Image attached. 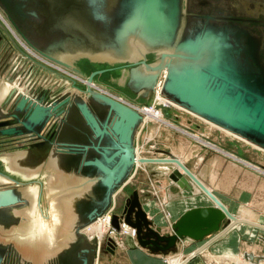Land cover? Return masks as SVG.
I'll use <instances>...</instances> for the list:
<instances>
[{
    "label": "water",
    "instance_id": "obj_1",
    "mask_svg": "<svg viewBox=\"0 0 264 264\" xmlns=\"http://www.w3.org/2000/svg\"><path fill=\"white\" fill-rule=\"evenodd\" d=\"M0 11L42 58L83 76L81 60L119 65L112 80L148 104L161 81L169 101L264 149V0H0ZM2 32L23 54L0 22V264H96L98 239L84 231L131 177L144 115L35 58L52 76L19 82ZM203 190L215 206L190 208L166 234L136 195L121 219L142 247L174 253L229 214Z\"/></svg>",
    "mask_w": 264,
    "mask_h": 264
},
{
    "label": "crops",
    "instance_id": "obj_2",
    "mask_svg": "<svg viewBox=\"0 0 264 264\" xmlns=\"http://www.w3.org/2000/svg\"><path fill=\"white\" fill-rule=\"evenodd\" d=\"M15 42L21 47L17 40H15ZM21 48L22 50L24 49L23 47ZM27 53L29 54V52ZM29 55L31 56V58H34L31 54ZM31 58H28L26 56L24 58L19 54H17V56L15 57L14 62L22 63L18 64L20 65L21 69L19 71L20 76H16L19 82L24 81L25 79L27 80V82H29L30 85L35 86L38 84H42V82H45V80L50 79L45 75L40 66L33 64V62L30 60ZM9 73L8 75H10ZM203 123L205 122L203 121ZM141 135H143L142 132ZM186 135L188 136L189 134L186 133ZM145 137H147V135H145ZM147 139L148 137L145 140ZM208 146L209 145H205L203 147L212 148V146ZM252 149L257 150L258 148L256 149V147L254 148L253 146ZM217 151L219 153H224L223 151ZM260 152L264 155V151ZM170 153L176 156L179 155L182 159L184 158L185 166L194 176L197 177L198 180L201 181V183L208 190H210L220 201H222V203L225 205V207L233 217H236L238 219H247L264 227L263 172L233 163L231 162V160L229 161L227 158L220 154L213 156L211 155L210 157H208V152L206 155H202V152H200L199 150H193L194 156L192 158L199 159V165H196L195 167H197V169L199 170L205 167V169L207 170H205L204 173L198 175L195 173V171L191 170L186 157L173 151ZM154 154H156V152H154ZM158 154L160 153L157 152L156 156H158ZM144 156L148 157L147 155L142 154L143 158ZM156 156H154V158ZM161 157L165 156L163 155ZM232 159L234 158L232 157ZM199 166L201 167L199 168ZM138 168L141 170L142 168L151 170L150 173H152L160 181L161 179H164V182L161 184L162 187H160L163 189V194L160 198L161 201L159 200V202L157 200H150V198L147 197L142 201V207L143 210L146 211L147 216L153 221L154 224L161 227L162 229L165 228L171 232V225L190 208L213 206L212 200L207 197V195L199 188V186V190L197 188L195 189L197 185L194 182H188L190 185V189L186 190L184 188H180L178 184L168 179L169 174L175 168L174 165L167 163L146 164V166H139ZM138 168L135 170V172L138 170ZM182 173L185 175V178H187L188 181V176L184 172ZM211 177L213 179H211ZM206 197L210 200H208ZM244 210H247L248 215H246ZM229 226L230 220L229 217L226 216L225 219L220 221L218 230L219 232L224 230L223 233L215 240H213L212 243L210 242L211 244L207 248L202 250V252L197 255L190 256V253L201 248L205 243L208 242L210 238H212V236L217 234L218 231L201 240H195L186 237L181 241V245L178 244V251L176 253H170L168 255L152 253L147 248L142 247L139 243L137 245L136 242L138 241L135 242L132 237H130V235H127L124 238L125 245H123L122 248L116 247L113 252H110V257L107 259V262L105 264H166L165 260L170 255H182L185 258L184 264H206L203 259V257H206V252L215 255L225 254L236 256L240 252V254L243 255L245 251H250L253 253H262L264 256L263 228H258L246 223H237L232 227ZM161 232L164 233L163 230ZM241 246H243L245 249L241 250ZM118 256L119 258H117Z\"/></svg>",
    "mask_w": 264,
    "mask_h": 264
},
{
    "label": "rangeland",
    "instance_id": "obj_3",
    "mask_svg": "<svg viewBox=\"0 0 264 264\" xmlns=\"http://www.w3.org/2000/svg\"><path fill=\"white\" fill-rule=\"evenodd\" d=\"M23 57L25 58V56ZM81 64L83 67L88 66L84 60H81ZM111 67H117V68L110 69ZM119 68H120L119 65L109 66L106 64L95 63V65H90V69L87 68L85 72L88 75V72H91L92 70L106 69L105 72L96 74L93 79L94 81H96V85L99 88H103L108 93H111L118 97H122L125 101H127L128 103L134 106L140 107L142 106V104L145 105L146 104L145 102L147 101L143 100L142 98L134 99L135 94H133L127 87L120 86L116 84L115 81L112 80V78H116L119 76L120 74ZM44 73L46 76H52L49 74V72H44ZM77 84L78 86L83 87L82 86L83 83H80V81L78 80H77ZM157 109L162 110V113H163L162 117L164 118L165 121L168 122V125H166L165 123L164 124H161L160 122L152 123L151 121H149V124L142 131L143 135L140 136L139 142H138L141 147L143 146L141 149L142 154H145L148 156V157L144 156V158L151 157V159H164V158H168V156H166V154L164 153L161 154V152H164V151L172 152L173 151V152L179 153L183 155L184 157H186L188 165L191 168V170L195 171L196 174L200 175L204 173L206 169L202 165H201L203 167L202 169L200 170L197 169V167L195 166L199 165L198 164L199 159L194 158L195 159L194 160L192 158L194 156L193 150L195 151L199 150L200 152H202V155L203 154L206 155L207 152H208V157H210L211 155L213 156V155L220 154L224 156L225 158H227L229 161L231 160V162L233 163L240 164V165H243L248 168L258 170L264 173V155L260 152V151L263 152V150L256 148L257 150H260V151H257L255 149H252L253 145L247 143L246 141L240 138H237V136L235 135L227 133L226 131L222 129H219L215 126H211V124H210V127L212 128L208 127L209 124L203 123L202 120H200L196 116L194 117V115L192 116V114H190L189 112L185 110H182L179 108L177 109L173 106H165L161 101L157 103ZM185 132H188L191 135H194L195 137L199 139H203V141H205V143L207 144H203L197 139H194V137H190V135L187 136ZM145 135H147L148 139L149 138L151 139L145 140L147 138L145 137ZM243 142L252 147L244 144ZM205 145H209V146L211 145L212 148L203 147ZM216 149L219 151H223L224 153H219ZM154 152H156V154L157 152L160 154L156 156ZM163 155L165 157H161ZM154 156L156 157L154 158ZM232 157L234 159H232ZM161 163L172 164L175 166V168H178L176 164L170 163V162H148V163H141L140 166H146V164L148 165V164H161ZM201 166H199V168ZM150 171L151 170L146 169V168H142V170L138 168V170L135 172L133 177L125 185H123L120 188V190L117 192L115 196V205L110 212L112 215L116 214L120 216L119 223H118L119 228L117 229L113 225H111V229L113 230V232L106 233L101 239L100 247L98 250L99 252H98V257H97L98 258L97 264H105L107 262V259L110 257L109 255L110 252H113L116 247L122 248L123 245H125L124 238L128 234L125 233L124 230L122 231V228H120L121 227L120 221H123L121 219V215L123 214V209L125 207L126 200L130 197L132 198V196L134 195L137 196V199L139 200L140 203H142L143 199L146 197L150 198V200H157V201H159L160 198L162 197L163 189L160 187H162L161 184L164 182V179H161V181L158 180L152 173H150ZM188 178H189L188 182H194L189 176ZM156 194H158L159 196ZM244 211L246 215H248L247 210H244ZM94 226H92L91 229L87 231V234L94 235V232H93ZM106 226L107 225H105V227ZM132 228L135 230V236H130V237H132V239L136 242L137 241L136 240V229L134 227ZM162 230L164 234L170 232L169 230L165 228ZM214 232L216 231H213L211 234H213ZM211 234L203 238H206L210 236ZM111 240H113L112 241L114 243L113 246H112ZM136 244L138 245V242H136ZM255 244H258V243H255ZM179 245H181V242L179 243ZM243 246H241V250L245 249ZM177 249H178V246H177ZM177 251L178 250H176L174 253H176ZM240 253L235 256V257H239L240 262L239 261H236V262L239 264H251L249 263L248 260L246 261L243 255H241ZM226 256L227 255L225 254L215 255V254L207 253L206 257H203V259L206 264H218V263L225 264V262H229L228 260H225L223 258ZM228 256H232V255H228ZM117 258H119V256ZM262 263L264 264V261L261 262L260 264ZM229 264H234V263L230 262Z\"/></svg>",
    "mask_w": 264,
    "mask_h": 264
},
{
    "label": "bare ground",
    "instance_id": "obj_4",
    "mask_svg": "<svg viewBox=\"0 0 264 264\" xmlns=\"http://www.w3.org/2000/svg\"><path fill=\"white\" fill-rule=\"evenodd\" d=\"M0 22L2 23V26H4V29H5V31H6V34L14 41V43L16 44V46L18 47V49H21L22 50V48L21 47H23L24 49L22 50L23 51V53L25 54H20L19 53V55L20 56H26V57H28V58H31V56L29 55V54H31L35 59H37L39 62H41L42 64L43 63H48V64H51L56 70H58V69H60V70H62V71H66V72H69V73H71L70 75L72 76V80H74V81H76V80H78V81H80V83H83L82 84V86L84 85V84H86V83H89V85L91 86V87H93V88H99L97 85H96V81H94L93 79L90 81V82H88V75L86 74L85 76H83V75H79V74H76V73H74V72H72V71H70V70H68V69H66V68H64V67H62V66H59V65H57V64H55V63H53V62H50V61H48V60H46L45 58H42L41 56H39L37 53H35L31 48H29L22 40H21V38L18 36V34L15 32V30L12 28V26L10 25V23L8 22V20L6 19V17L1 13V11H0ZM11 33V34H10ZM13 36V37H12ZM17 40V42L21 45V47L15 42V40ZM27 52H29V54L27 53ZM29 55V56H28ZM41 60H43V61H45V62H42ZM18 61V60H17ZM19 63H21V62H19ZM18 63V64H19ZM22 64V63H21ZM22 67V66H21ZM121 67V66H120ZM19 68V67H18ZM36 68V67H35ZM115 68H117V67H111V69H115ZM21 70V69H20ZM19 70V71H20ZM54 70V69H53ZM106 70V69H105ZM45 71V70H44ZM58 73H61V71L59 72V70H58ZM61 74H63V72L61 73ZM105 87V86H104ZM106 88H107V86H106ZM102 89V90H101ZM98 90H100V91H104V92H107V91H105V89H103V88H99ZM156 94L154 95V97H153V99H152V101L148 104L147 102H145L146 103V105H143L142 104V106H140V107H138V110H140L142 113H143V115H144V123H143V125L141 126V128L139 129V132H138V134H137V138H136V142H135V147H136V164H135V169L133 170V173H132V175H131V177L127 180V182L132 178V176L134 175V173H135V170L140 166V164L141 163H148V162H170V163H174V164H176L177 165V167L178 168H175L170 174H169V179L172 181V182H175L176 184H178L179 186H180V188H184V189H186V190H188V189H190V185H189V183H188V181H187V178H185V175L182 173V172H184L186 175H188L196 184H197V186L195 187V189L197 188L198 190H199V188L207 195V197H209L210 199H211V197L205 192V190H203V184L201 183V181L200 180H198L197 179V177L196 176H194L191 172H190V170L185 166V161H184V158L182 159L181 158V156H176V155H173V154H171L170 152H161V154L162 153H164V154H166V156H168V158H164V159H151V158H143L142 157V151H141V146L139 145V137H140V135H141V132L145 129V127L149 124V121H151L152 123H155V122H160L161 124H166V125H168V122L167 121H165L164 120V118L162 117V110H158L157 109V103H159L160 101L165 105V106H173V107H175V108H179V109H182V110H185V111H187V112H189L190 114H192V116L194 115V116H196L197 118H199V119H201L202 121H204L205 123H207V124H211V126H215V127H217V128H219V129H222V130H224V131H226L227 133H230V134H232V135H235V136H237V138H240V139H242V140H244V141H246L247 143H249V144H251V145H253V146H255L256 148H258V149H261V150H263L264 151V149H262V148H260V147H258V146H256V145H254V144H252V143H250V142H248L247 140H245L244 138H242L241 136H239V135H237V134H234V133H232V132H230V131H228V130H226V129H224V128H222V127H219V126H217V125H215V124H213L212 122H210V121H208V120H206V119H204V118H202V117H200V116H198V115H196V114H194V113H192V112H190V111H188V110H186V109H184V108H182L181 106H179V105H177V104H175V103H173V102H171V101H169L168 99H166L165 97H163L160 93H159V85H157V87H156ZM172 126V125H171ZM174 127V126H173ZM209 127V126H208ZM143 129V130H142ZM178 130V129H177ZM180 130V129H179ZM185 133H187V134H189L191 137H194V139H197L198 141H200V142H202L203 144H207V143H205V141H203V139H199V138H197V137H195L194 135H191L190 133H188V132H185ZM224 133V132H223ZM235 138V137H234ZM208 147H211V145L210 146H208ZM217 150V149H216ZM172 173H176V175H178V176H181L182 178H183V180L185 181V184H184V186H181L177 181H175V180H173L172 178H171V174ZM211 179H213L212 177H211ZM210 179V180H211ZM198 186H199V188H198ZM205 187V186H204ZM206 188V187H205ZM207 189V188H206ZM120 190V189H119ZM118 190V191H119ZM200 190V191H201ZM208 190V189H207ZM117 191V192H118ZM211 194H213L210 190H208ZM117 194V193H116ZM214 195V194H213ZM215 196V195H214ZM206 197V198H207ZM216 197V196H215ZM209 198H207L208 200H210ZM217 198V197H216ZM218 199V198H217ZM212 200V199H211ZM219 200V199H218ZM220 201V200H219ZM221 202V201H220ZM212 203H213V206H215V203H214V201L212 200ZM222 203V202H221ZM223 204V203H222ZM114 205H115V198H114V202H113V205H112V207L110 208V210L107 212V214L103 217V218H100L98 221H96L95 223H93V224H91L89 227H87L86 229H85V233L87 234V231L88 230H90L91 229V227L92 226H94L93 227V232H94V235H89V234H87L89 237H97V239H98V242H99V247H100V241H101V239L103 238V236L106 234V233H108V232H113V230L111 229V217L113 216L112 214H111V210L113 209V207H114ZM223 206H224V204H223ZM225 207V206H224ZM226 208V207H225ZM227 209V208H226ZM228 211V210H227ZM229 212V211H228ZM227 217H229V220H230V226L229 227H232V226H234L235 224H237V223H246V224H250V225H253V226H255V227H258V228H263L264 229V227L263 226H261V225H259V224H256L255 222H252V221H250V220H247V219H238V218H236V217H233L231 214H230V212H229V214L227 215ZM120 223H121V227L120 228H122V231L124 230L125 231V233H127L128 235H130V236H135V230L132 228V227H130V226H128L126 223H124V221H120ZM105 225H107L106 227H105ZM224 231V230H223ZM222 231V232H223ZM107 236V235H106ZM186 238V237H185ZM189 238V237H188ZM184 238H182L181 239V241L183 240ZM213 241H211V243H212ZM210 242H207V243H205L201 248H199V249H197L196 251H194V252H192V253H190L189 254V256L190 255H197V254H199L200 252H202V250H204L205 248H207L210 244H211ZM99 247H98V250H99ZM97 250V253L99 252ZM246 252L247 253H251V254H254V255H258V254H261V257L257 260V261H254V260H251L250 258H248V257H246L245 255H246ZM205 254H207V252L205 253ZM244 256V258H245V260L247 261H249V263H251V264H260L261 262H263L264 261V256H263V254L262 253H253V252H250V251H245L244 252V254H243ZM225 260H228L229 262H225V264H229L230 262H232V263H234V264H239V263H237L236 261H239V257H235V256H226V257H223ZM185 258L182 256V255H177V256H172V255H170V256H168L167 257V259L165 260L166 261V264H184L185 263ZM96 261H97V258H96ZM240 262V261H239ZM218 264H220V263H218Z\"/></svg>",
    "mask_w": 264,
    "mask_h": 264
},
{
    "label": "flooded vegetation",
    "instance_id": "obj_5",
    "mask_svg": "<svg viewBox=\"0 0 264 264\" xmlns=\"http://www.w3.org/2000/svg\"><path fill=\"white\" fill-rule=\"evenodd\" d=\"M2 36H3V39H2V49H3V56H4V59H3V62H6V61H13V60H15V57L17 56V54H19L20 52L16 49V47L15 46H13V44L11 43V41L7 38V37H5L4 36V34H3V32H2ZM9 37V36H8ZM10 38V37H9ZM11 39V38H10ZM18 48V47H17ZM20 54H22V52L20 53ZM24 54V53H23ZM25 55V54H24ZM27 56V55H26ZM5 60V61H4ZM86 63H87V65L88 66H86V67H83L82 66V64H81V61L79 62V66H80V68H81V70L84 72V73H86L85 71L87 70V68L88 69H90V65H95V63H90V62H88V61H86V60H84ZM17 64V65H16ZM33 64H35V63H33ZM37 66H40V65H38V64H36ZM13 67H15V69H19L20 70V65H18V63H16L15 62V64H14V66ZM19 67V68H18ZM41 68H42V65L40 66ZM86 68V69H85ZM42 70L44 71V69L42 68ZM97 70H103V72H105L106 70L105 69H97ZM97 70H90L91 72H93V71H97ZM44 72H46V70L44 71ZM91 72H88V75L91 73ZM94 77H95V75H94ZM93 77V78H94ZM83 87H84V85H83Z\"/></svg>",
    "mask_w": 264,
    "mask_h": 264
},
{
    "label": "built area",
    "instance_id": "obj_6",
    "mask_svg": "<svg viewBox=\"0 0 264 264\" xmlns=\"http://www.w3.org/2000/svg\"><path fill=\"white\" fill-rule=\"evenodd\" d=\"M40 61V60H39ZM42 62H45V61H43V60H41ZM43 64H46L47 66H50V67H53L51 64H48V63H43ZM53 69H55L54 67H53ZM56 70V69H55ZM59 70V72L61 71V73L63 72V75H65V76H67V77H69L70 79H72V74L71 73H69V72H66L65 70L64 71H62V70H60V69H58ZM57 70V71H58ZM71 74V75H70ZM76 82H77V80H76ZM160 83H161V81H159V83H158V85H159V93H160ZM96 89H99V88H96ZM102 90V89H101ZM104 92V91H103ZM106 93H108V92H106ZM108 94H110L111 96H113V97H115L116 99H118V100H120V101H122V102H124V103H126L127 105H129V106H131V107H133V108H135V109H137L138 110V106H134V105H132V104H130V103H128L127 101H125L122 97H118V96H116V95H113V94H111V93H108ZM155 94H156V91H155ZM146 105V104H145ZM138 111H140V110H138ZM141 112V111H140ZM142 113V112H141ZM143 114V113H142ZM106 215V214H105ZM103 218V217H102Z\"/></svg>",
    "mask_w": 264,
    "mask_h": 264
}]
</instances>
